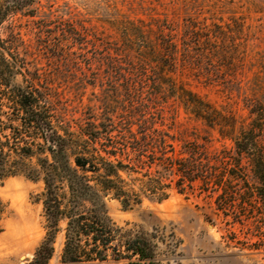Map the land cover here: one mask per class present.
<instances>
[{
  "label": "rangeland",
  "instance_id": "1",
  "mask_svg": "<svg viewBox=\"0 0 264 264\" xmlns=\"http://www.w3.org/2000/svg\"><path fill=\"white\" fill-rule=\"evenodd\" d=\"M32 8L34 16L0 25L14 84L47 93L75 133L102 123L109 136H169L175 156L195 145L215 166L218 186L207 189L196 180L179 191L168 175L164 200L140 194L124 207L107 195L108 217L153 234L160 264H264V0H36ZM162 37L176 45L172 66ZM128 63L146 66L150 85L130 77ZM43 188L22 175L0 184V264H28L44 239ZM64 227L48 264H61Z\"/></svg>",
  "mask_w": 264,
  "mask_h": 264
},
{
  "label": "trees",
  "instance_id": "2",
  "mask_svg": "<svg viewBox=\"0 0 264 264\" xmlns=\"http://www.w3.org/2000/svg\"><path fill=\"white\" fill-rule=\"evenodd\" d=\"M35 3L0 0V25L18 13L34 16ZM160 41L168 52L164 61L171 59L174 65L172 38ZM9 51L0 38V184L22 175L44 185L40 200L46 234L28 264L49 263L61 223H65L61 264H160L153 234L116 225L105 211L104 198L112 195L124 207L139 204L140 194L164 200L169 195L170 184L164 182L168 175L177 177L179 191L196 180L205 189L218 186L215 166L195 145L183 146L182 156H175L169 136H109V125L102 123H88L78 133L69 130L47 93L30 82L25 86L12 82L16 62L6 57ZM127 66L130 77L150 85L152 75L146 66ZM186 101L197 105L191 93ZM240 145L248 153V144ZM140 173L142 179L126 180Z\"/></svg>",
  "mask_w": 264,
  "mask_h": 264
}]
</instances>
